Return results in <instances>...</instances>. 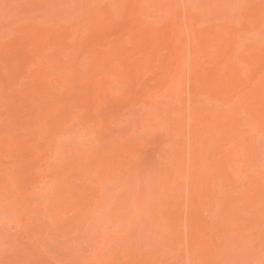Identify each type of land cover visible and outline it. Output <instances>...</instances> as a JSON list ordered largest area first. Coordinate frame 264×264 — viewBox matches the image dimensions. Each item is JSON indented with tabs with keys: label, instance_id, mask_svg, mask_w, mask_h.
<instances>
[{
	"label": "rangeland",
	"instance_id": "rangeland-1",
	"mask_svg": "<svg viewBox=\"0 0 264 264\" xmlns=\"http://www.w3.org/2000/svg\"><path fill=\"white\" fill-rule=\"evenodd\" d=\"M0 264H264V0H0Z\"/></svg>",
	"mask_w": 264,
	"mask_h": 264
}]
</instances>
